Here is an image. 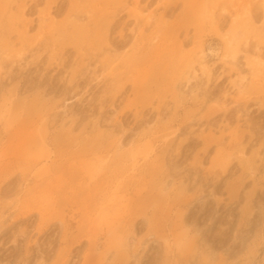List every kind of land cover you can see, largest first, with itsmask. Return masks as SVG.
I'll return each mask as SVG.
<instances>
[{
	"label": "rangeland",
	"instance_id": "rangeland-1",
	"mask_svg": "<svg viewBox=\"0 0 264 264\" xmlns=\"http://www.w3.org/2000/svg\"><path fill=\"white\" fill-rule=\"evenodd\" d=\"M0 264H264V0H0Z\"/></svg>",
	"mask_w": 264,
	"mask_h": 264
},
{
	"label": "bare ground",
	"instance_id": "bare-ground-1",
	"mask_svg": "<svg viewBox=\"0 0 264 264\" xmlns=\"http://www.w3.org/2000/svg\"><path fill=\"white\" fill-rule=\"evenodd\" d=\"M224 11L225 10L223 9V12ZM239 35H241V32H239V31H237V30H235L233 28L232 29H228L222 35L223 49H224V55L223 56L229 57V58L234 60V58L236 57V53H237L235 51V45H236L237 39L239 38ZM210 53H215V50L214 49H210ZM217 53H218V51H217ZM191 64H192V62H191ZM200 66H201L202 74H204V75L206 74V77H207V74L210 73V70L204 65H200ZM194 75H195V77H197L198 74L197 75L194 74ZM235 86H236V84H235Z\"/></svg>",
	"mask_w": 264,
	"mask_h": 264
}]
</instances>
